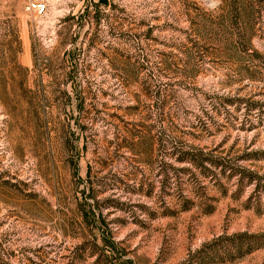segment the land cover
Here are the masks:
<instances>
[{
	"label": "rangeland",
	"instance_id": "1",
	"mask_svg": "<svg viewBox=\"0 0 264 264\" xmlns=\"http://www.w3.org/2000/svg\"><path fill=\"white\" fill-rule=\"evenodd\" d=\"M215 3L49 0L35 18L0 0V264H93L102 234L131 264H264V247L201 261L218 237L264 233V0L222 41L201 23ZM126 130L142 143L118 146ZM190 148L253 184L170 156Z\"/></svg>",
	"mask_w": 264,
	"mask_h": 264
},
{
	"label": "trees",
	"instance_id": "2",
	"mask_svg": "<svg viewBox=\"0 0 264 264\" xmlns=\"http://www.w3.org/2000/svg\"><path fill=\"white\" fill-rule=\"evenodd\" d=\"M213 14L210 13L206 15L202 20L203 28H207L212 32V35L219 36L221 41L223 39L229 40L234 36L233 30L242 29L247 31L249 27V21L253 18L255 13V0H214ZM130 60V58H129ZM162 63V62H161ZM162 65L167 66L163 61ZM139 68L132 63H128L124 71L127 73L130 79H133L135 71ZM229 94L222 93L219 97L221 103H232L235 98L228 96ZM166 105L164 100H158L156 103V108L162 110ZM139 105H133L127 108L128 112L133 110H138ZM108 117L113 116V114H106ZM80 130L84 127L79 126ZM116 129L119 130L116 126ZM127 136L122 138L121 143L118 146H123V143H128L133 146H139L142 143V136L138 134L131 133L130 130H126ZM137 135V136H136ZM118 140V138H116ZM175 149V148H174ZM175 151V150H173ZM176 155L175 161L187 162L190 166L198 169L199 173L203 177L209 179H216L219 175L225 178H236L240 184H253V176L255 173L253 171H245L239 168L229 167L225 158L219 156H213L209 153L194 152L191 148L188 151H175L172 152L170 156ZM170 171L174 169L169 164H162L160 169V175L162 176V182L165 183L169 178ZM183 171H187L183 170ZM218 172V173H217ZM248 173V178L242 173ZM84 192V191H83ZM81 193L80 196H76L77 204L81 211L86 215V206L89 207L88 211L91 212L92 216L93 207L87 204V200L84 198L85 193ZM105 234H102L101 240H92L91 244L98 251H91L89 253L90 257H94L93 264H131L130 259L120 260L113 256L114 253V240H105ZM86 243L80 245L81 248L86 246ZM264 247V233L261 234H248L240 233L234 234L232 236H221L214 239L211 243L209 249L201 251V261L207 259H217L220 261H233L236 258H241L259 248ZM85 250V248H84Z\"/></svg>",
	"mask_w": 264,
	"mask_h": 264
},
{
	"label": "built area",
	"instance_id": "3",
	"mask_svg": "<svg viewBox=\"0 0 264 264\" xmlns=\"http://www.w3.org/2000/svg\"><path fill=\"white\" fill-rule=\"evenodd\" d=\"M24 12L32 17L41 18L46 15L49 0H24Z\"/></svg>",
	"mask_w": 264,
	"mask_h": 264
}]
</instances>
